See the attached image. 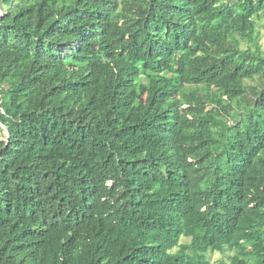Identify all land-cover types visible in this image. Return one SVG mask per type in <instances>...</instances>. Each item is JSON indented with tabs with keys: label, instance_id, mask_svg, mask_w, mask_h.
Returning a JSON list of instances; mask_svg holds the SVG:
<instances>
[{
	"label": "trees",
	"instance_id": "16d2710c",
	"mask_svg": "<svg viewBox=\"0 0 264 264\" xmlns=\"http://www.w3.org/2000/svg\"><path fill=\"white\" fill-rule=\"evenodd\" d=\"M261 21L0 0V264H264Z\"/></svg>",
	"mask_w": 264,
	"mask_h": 264
},
{
	"label": "rangeland",
	"instance_id": "374dc122",
	"mask_svg": "<svg viewBox=\"0 0 264 264\" xmlns=\"http://www.w3.org/2000/svg\"><path fill=\"white\" fill-rule=\"evenodd\" d=\"M257 31L259 32V37H260V40H261V46H262V49L264 50V21H261L257 27ZM248 45L247 42H243L242 43V46L244 48H246ZM5 130V128H4ZM5 133H2V136H5ZM190 242V239H183L182 240V243H189ZM210 259L212 261V264H220L221 260L225 259L221 254H212L210 255Z\"/></svg>",
	"mask_w": 264,
	"mask_h": 264
}]
</instances>
